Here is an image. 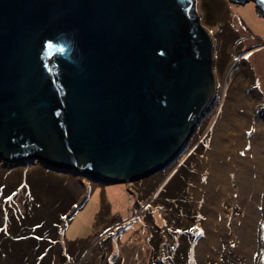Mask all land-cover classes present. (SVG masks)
I'll list each match as a JSON object with an SVG mask.
<instances>
[{"label":"water","instance_id":"obj_1","mask_svg":"<svg viewBox=\"0 0 264 264\" xmlns=\"http://www.w3.org/2000/svg\"><path fill=\"white\" fill-rule=\"evenodd\" d=\"M253 2L264 16V0ZM195 0H0V163L131 183L185 151L214 93Z\"/></svg>","mask_w":264,"mask_h":264},{"label":"rangeland","instance_id":"obj_2","mask_svg":"<svg viewBox=\"0 0 264 264\" xmlns=\"http://www.w3.org/2000/svg\"><path fill=\"white\" fill-rule=\"evenodd\" d=\"M195 5L212 41L214 93L185 151L162 172L111 185L35 161L0 163V264H174L185 246L190 264H256L264 198V16L253 2ZM241 93L259 123L263 153L256 214L238 230L246 200L224 201L218 206L224 226L206 225L215 197L204 202L193 191L218 119Z\"/></svg>","mask_w":264,"mask_h":264},{"label":"bare ground","instance_id":"obj_3","mask_svg":"<svg viewBox=\"0 0 264 264\" xmlns=\"http://www.w3.org/2000/svg\"><path fill=\"white\" fill-rule=\"evenodd\" d=\"M248 105V97L242 93L234 97L229 108L228 104L225 105L214 129L207 156L198 162L199 181L195 182L193 192L196 198L203 197L204 202L209 198L212 200L214 196L217 204V208H213L205 218L206 225L224 226L226 215L218 207L224 201H247L242 208V218L236 225L238 230H243V226L249 227L246 219L252 218V222L255 217L263 144L259 123L252 118ZM245 238V242H248L249 237Z\"/></svg>","mask_w":264,"mask_h":264},{"label":"trees","instance_id":"obj_4","mask_svg":"<svg viewBox=\"0 0 264 264\" xmlns=\"http://www.w3.org/2000/svg\"><path fill=\"white\" fill-rule=\"evenodd\" d=\"M189 248L187 246L183 247V250L180 251L179 255L176 254L177 257V262H174V264H183L184 262H181V259L183 258L185 264H190L189 258L187 259L185 257L186 251H188ZM257 254L255 255V263L256 264H264V198H263V214L261 217V222L259 226V237H258V249H257ZM171 262L170 264H172Z\"/></svg>","mask_w":264,"mask_h":264}]
</instances>
